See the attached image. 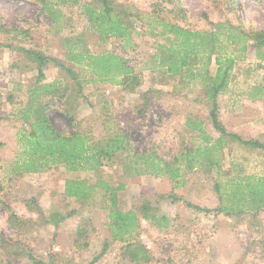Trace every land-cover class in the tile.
Wrapping results in <instances>:
<instances>
[{"label":"rangeland","instance_id":"obj_1","mask_svg":"<svg viewBox=\"0 0 264 264\" xmlns=\"http://www.w3.org/2000/svg\"><path fill=\"white\" fill-rule=\"evenodd\" d=\"M40 1L0 0V264H264V154L232 138L218 144L211 90L201 78L204 70L216 76L217 55L207 61L199 53L178 74L158 66L172 49L166 25L264 33V0H109L129 28L125 39L107 37L87 20L86 9L97 12L99 0H45V8ZM225 38L222 59L234 62L214 97L218 120L226 132L264 144V60L252 42L245 55H227L233 46ZM104 52L133 69V92L119 84L121 75L102 81L73 59ZM31 53L53 60L40 83ZM42 114L53 129H77L98 146L123 132L133 152L98 169L42 170L41 162L28 171L19 139ZM205 146L216 148L218 163L204 166L203 156L191 155L178 164L177 179L136 167L152 159L174 168L180 155ZM69 180L84 181L89 197H67ZM99 182L116 190V210L138 218L124 241L112 237L110 196L93 187ZM138 249L145 259H134Z\"/></svg>","mask_w":264,"mask_h":264},{"label":"trees","instance_id":"obj_2","mask_svg":"<svg viewBox=\"0 0 264 264\" xmlns=\"http://www.w3.org/2000/svg\"><path fill=\"white\" fill-rule=\"evenodd\" d=\"M101 3L100 9L94 12L92 8H87L85 14L87 20L97 22V30L101 34H105L107 37L113 36L119 39H125L130 34L129 28L123 24V22L112 14L113 10L110 7L109 0H99ZM46 5L45 0L40 1ZM167 32L172 35L166 39V42L170 45L168 49L171 52L167 55L166 59H162L158 66L166 68L170 74H178L184 68L190 67V62L196 64L198 62L197 56L199 53L206 56L207 61L211 55H217L216 64L218 65V71L216 76L211 79L206 77L207 70H204V77H201L205 83V90H211L210 100L212 108L210 111V119L213 128L220 134L218 138V144L223 142L224 138H232L237 140L241 145L247 147H254L260 149L264 154V144L254 140H243L238 135L228 133L222 127L218 120L216 113V104L214 97L219 90H221L228 81L229 73L231 72L234 59L228 57L222 59L221 55H225L219 48V44L222 42L220 38L225 36V43L229 44L227 48L233 46L232 53L227 55H245L248 49V43L252 42L254 53L260 60H264V33L261 31H250L241 28L240 26L234 27L228 24V27L218 26L215 31L208 32H192L182 29L177 25H166ZM226 29V33L222 29ZM167 49V50H168ZM31 55L38 60V77L37 82L40 83L44 79L43 68L47 62L52 61L47 57H43L38 53H31ZM78 63L82 61L90 68L92 73L102 81L115 80L116 77L122 76L119 84L125 86L130 92L134 91V87L138 85L136 77L131 76L133 69L127 66L123 59L112 55L110 53H103L101 55H86L73 57ZM206 61V62H207ZM223 65H227L226 68ZM58 66L62 69L65 67L61 64ZM209 82V85H208ZM252 97L256 96L251 94ZM62 97V96H61ZM73 120L70 118V121ZM194 122V121H193ZM197 122H194L196 125ZM200 125V123L198 124ZM187 128L192 126L186 123ZM23 147L22 155H26L27 159L25 164L28 163V171H33L38 168L37 163L43 165L42 170L47 169L53 165H63L68 171H77L91 167L92 169H98L103 164L107 163L112 165L115 162V158L122 154H132L133 148L130 143L129 137L123 133H115L110 139H108L103 146L95 145L89 142V138L86 133L80 132L75 129L70 133H63L53 129L45 117L42 114L41 118L31 125V131L24 133L20 139ZM1 145V144H0ZM216 148L212 146H205L197 149L193 152L188 151L187 154L180 155L174 160V168H171L168 163L155 162L152 159H140L136 167L138 170H143L144 173L151 175H165L171 179H177L180 176L179 163L184 160H189L190 156L199 157L203 156L204 166H211V163L217 164L218 161L213 155ZM143 154L142 156H144ZM197 157V158H198ZM28 164H26L28 166ZM193 165V164H192ZM190 165V166H192ZM93 187H99L104 193L109 194V200L111 203L108 211V227L113 232L112 237L117 241H124L128 236L137 230L139 227L138 218L132 212L123 213L116 210V190L109 187L103 182L95 184ZM91 187H88L84 181L69 180L65 184V194L67 197L74 199L85 200L89 197ZM261 191V190H260ZM255 190L251 191L250 195H254ZM263 201V200H262ZM147 218V217H146ZM9 221L12 225H15L17 218L11 214ZM145 254L144 249H138L134 253L135 260H143ZM32 259V257H29ZM33 260V259H32ZM36 264H41L36 262Z\"/></svg>","mask_w":264,"mask_h":264}]
</instances>
